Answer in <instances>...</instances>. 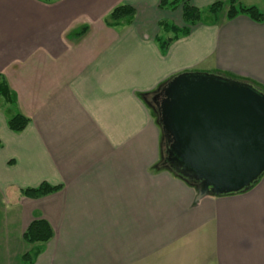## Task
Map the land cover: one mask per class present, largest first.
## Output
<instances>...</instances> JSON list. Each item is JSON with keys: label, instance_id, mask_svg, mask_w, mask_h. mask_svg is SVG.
Wrapping results in <instances>:
<instances>
[{"label": "crops", "instance_id": "0c3cea01", "mask_svg": "<svg viewBox=\"0 0 264 264\" xmlns=\"http://www.w3.org/2000/svg\"><path fill=\"white\" fill-rule=\"evenodd\" d=\"M229 1L189 0L202 10ZM236 1L264 14V0ZM160 2L0 0V75L15 99L0 101V187L20 189L9 222L22 239L35 220L54 232L34 264H264V175L243 193L197 200L158 169L162 130L152 96L141 97L185 72L264 89V21L220 15L164 55L156 38L173 34L159 24H185ZM121 5L136 10L132 23L109 27ZM14 112L30 120L20 133L7 124ZM43 183L61 190L22 196Z\"/></svg>", "mask_w": 264, "mask_h": 264}, {"label": "water", "instance_id": "95a60500", "mask_svg": "<svg viewBox=\"0 0 264 264\" xmlns=\"http://www.w3.org/2000/svg\"><path fill=\"white\" fill-rule=\"evenodd\" d=\"M157 122L171 141L168 166L201 183L197 200L247 191L264 175V93L218 74L168 81Z\"/></svg>", "mask_w": 264, "mask_h": 264}, {"label": "trees", "instance_id": "16d2710c", "mask_svg": "<svg viewBox=\"0 0 264 264\" xmlns=\"http://www.w3.org/2000/svg\"><path fill=\"white\" fill-rule=\"evenodd\" d=\"M227 3L228 4H225L224 2H216L202 10L192 6L189 0H161L159 7L162 10L177 11L179 8H181L183 12V22L185 24L183 27H178L168 21H163L159 24L162 33L173 34L172 37H163L159 35L156 38L161 53L165 55L169 47L174 42L182 37L189 36L191 29L198 24L215 25L219 23L220 15L225 9H227L226 17L229 20H232L239 15H246L257 23H262L264 21L263 12H261L255 6H245L236 0H231ZM135 15L136 10L134 8L121 5L112 10L106 22L109 27H120L124 24L129 25L132 23ZM85 30L86 28L83 29L81 33H83ZM169 80L162 83L156 91L148 94H142L141 97L146 101L147 97L161 93ZM250 84L258 91L264 93V89L260 88L254 83ZM0 100L4 101L5 104L8 105L15 104L14 96L2 75H0ZM29 122L30 120L27 117L18 112H14L9 116L7 124L11 131L20 133L27 128ZM170 146L171 141L162 133L158 169H168L173 175L187 182L198 192L201 188V183L185 179L177 171L167 167L171 166L169 163V159L172 157ZM60 190V186H51L48 183H43L36 188L22 189L21 194L22 196L29 199H40L57 193ZM53 235V229L46 220L40 219L33 221L23 235V240L27 244L33 246V248L26 252L21 258L23 263L34 264L39 254L42 253L44 244L48 243L53 238Z\"/></svg>", "mask_w": 264, "mask_h": 264}, {"label": "rangeland", "instance_id": "374dc122", "mask_svg": "<svg viewBox=\"0 0 264 264\" xmlns=\"http://www.w3.org/2000/svg\"><path fill=\"white\" fill-rule=\"evenodd\" d=\"M225 4L228 3L225 2ZM226 10L227 9L223 10L221 14V18L223 16H226ZM221 76L228 77L225 75H221ZM239 81L247 83V81L244 80H239ZM154 112L156 113L157 111ZM157 119H158V112H157ZM167 171L169 170L167 169ZM14 195H16V197L20 195L19 188L12 187L6 190L0 187V264H24L21 258L26 252L30 251L33 248V246L28 245L25 241H23L21 235V231L23 229H20L21 227L19 226L15 228L13 224H10L9 222L10 221L9 219L12 220L13 216H15L14 212H16L15 208H13L12 206L14 203V197H13ZM9 241L10 242L21 241L22 244H19L17 246L13 245V247H9L8 246ZM10 248H12L11 250L12 256L9 259H7L6 254L9 252Z\"/></svg>", "mask_w": 264, "mask_h": 264}, {"label": "flooded vegetation", "instance_id": "af4514ba", "mask_svg": "<svg viewBox=\"0 0 264 264\" xmlns=\"http://www.w3.org/2000/svg\"><path fill=\"white\" fill-rule=\"evenodd\" d=\"M163 99H164V96L161 93L151 97V100H149V104L154 111L158 112L159 104H160V102H162Z\"/></svg>", "mask_w": 264, "mask_h": 264}]
</instances>
